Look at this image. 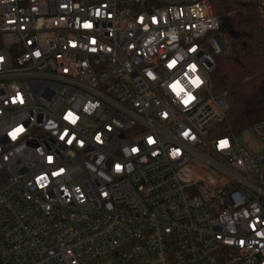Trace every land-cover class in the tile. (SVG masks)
I'll list each match as a JSON object with an SVG mask.
<instances>
[{
  "label": "built area",
  "instance_id": "1",
  "mask_svg": "<svg viewBox=\"0 0 264 264\" xmlns=\"http://www.w3.org/2000/svg\"><path fill=\"white\" fill-rule=\"evenodd\" d=\"M226 52L211 0H0V264H264Z\"/></svg>",
  "mask_w": 264,
  "mask_h": 264
},
{
  "label": "trees",
  "instance_id": "2",
  "mask_svg": "<svg viewBox=\"0 0 264 264\" xmlns=\"http://www.w3.org/2000/svg\"><path fill=\"white\" fill-rule=\"evenodd\" d=\"M211 3L227 47L212 73L214 93L225 96L229 105L219 130L240 136L264 119V0Z\"/></svg>",
  "mask_w": 264,
  "mask_h": 264
},
{
  "label": "rangeland",
  "instance_id": "3",
  "mask_svg": "<svg viewBox=\"0 0 264 264\" xmlns=\"http://www.w3.org/2000/svg\"><path fill=\"white\" fill-rule=\"evenodd\" d=\"M240 139L246 143H248V145L252 148H257V144L255 143V141L253 140L252 137V133L250 130H246L244 131L241 135H240ZM0 183H1V176H0Z\"/></svg>",
  "mask_w": 264,
  "mask_h": 264
}]
</instances>
